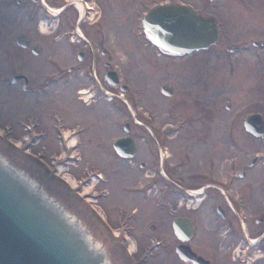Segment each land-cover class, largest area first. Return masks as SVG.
I'll use <instances>...</instances> for the list:
<instances>
[{
    "label": "flooded vegetation",
    "instance_id": "1",
    "mask_svg": "<svg viewBox=\"0 0 264 264\" xmlns=\"http://www.w3.org/2000/svg\"><path fill=\"white\" fill-rule=\"evenodd\" d=\"M18 1V26L22 36L28 40L9 47L7 40H0L5 69L0 72L2 94L6 100L7 95L16 97L15 103L2 101L6 119L11 114L9 110L16 109L12 113L16 115L18 131L13 129L11 134L34 136L36 144L46 145L58 138L57 126L60 133L68 130L65 144L74 138L78 143L70 153L81 154L89 165L90 174L114 178L113 187H120L125 207L121 204L115 222H121L125 216L132 217V213L137 211L138 214H142V210H145L143 214L147 213L150 204L169 213L171 232H161V227L153 223L149 226V236L144 233L139 238L140 247L143 244L149 247L151 242L158 240L155 243L157 246L150 249L160 250L161 264H172V260L175 264H195L190 251L202 257V262L223 264L225 260L226 264H231L232 260H237L233 256L237 249L241 264H252L250 260L255 253H258L256 264H264V149L260 147L261 152H255L256 157L250 159L252 153L245 151L247 140L235 135L241 122L238 118L214 120L215 105L211 102L213 98V102L217 103L215 97H221L225 100L224 110H232L234 100L229 97L231 92H226L231 87L229 81L248 74L243 69V63L248 60L232 55L238 54L236 52L241 49L245 50L241 55H252L248 49L260 48L255 44L264 41L259 29L261 25L255 20L260 12L264 13V4L261 6L263 10L257 7L262 0H91L95 7L92 16L88 15L84 3L74 0ZM178 4L191 6L199 17L213 18L218 25L220 34L215 45L207 51L180 59L182 63L185 59H192L194 72L192 76L182 73L180 77L183 83L196 85L201 83V77L205 80L206 76H217L212 89L209 87L212 81L205 82L206 92L211 91L210 111L213 115L208 129L212 125L223 124L221 129L225 130L227 140L224 156H216L221 146H214L205 136L200 137V132H195L198 136H186L191 122L181 123L179 130L174 131L164 130L165 127L159 128L151 120L141 119L136 111V102L122 105L120 88L106 82L108 74L116 71L120 75L121 72L120 35L115 26L119 28L120 24H125L131 41L136 45L137 18L146 16L156 7ZM6 6L10 7L9 4ZM37 16L57 17V25L51 32V56H43L46 48L41 46V37L35 28L38 20H32ZM3 32L0 27V35ZM132 54L133 51L128 52V55ZM127 59L132 62L133 58L128 56ZM250 59L256 63L251 62L254 64L251 76L260 78L256 70L264 65V53L260 57L252 55ZM181 69L184 70L183 65ZM123 72L125 75L132 74L133 68L125 67ZM133 75L144 77V73L135 72ZM251 89L256 92V97L245 105L246 110L250 106L260 112L264 109V97H258L262 88L255 84ZM105 92L111 95L110 103L102 100ZM194 102L193 108L200 107L199 98H195ZM220 110L218 117L223 115ZM57 112L61 115L59 121L56 119ZM7 121L14 123V118ZM182 132L183 135L177 136ZM206 132L210 134V131ZM122 135L128 139L119 144L118 152L114 148L115 142ZM133 144L135 153L131 149ZM199 144H210L212 151L216 152L209 154V170L202 173L185 169L183 158L191 162L190 154ZM55 151V146L49 148V153ZM93 156H97L98 160ZM132 176H140L144 181L140 182L139 177ZM128 183H131L130 186L124 189L123 184ZM153 188L155 192H160V200L149 198ZM200 191L203 193L201 203L191 206L184 194L191 196ZM131 206L138 209L131 210ZM200 209L208 211L212 223L210 227L206 224L200 226L194 215ZM136 220L130 223V232L134 237ZM255 241L256 244L248 246L249 242ZM245 244L247 249L242 250ZM222 250L225 252L222 253ZM147 260L144 258L137 264H146Z\"/></svg>",
    "mask_w": 264,
    "mask_h": 264
},
{
    "label": "rangeland",
    "instance_id": "2",
    "mask_svg": "<svg viewBox=\"0 0 264 264\" xmlns=\"http://www.w3.org/2000/svg\"><path fill=\"white\" fill-rule=\"evenodd\" d=\"M6 3H10L8 0H0V27L4 31L3 35H0V40H7L8 41V47L9 46H16L15 41L18 37V34L21 32V28H19L18 24L19 21V14L14 9H7ZM260 3V4H259ZM257 3V7L260 10H263L261 7L264 4V0ZM7 9V10H5ZM249 13V12H248ZM132 19V18H131ZM255 20L258 21L261 25V34L264 36V13L260 12L256 17ZM126 23H129V20L125 21ZM36 31L38 32L37 25L35 26ZM140 27H138L139 30ZM51 29V28H50ZM50 29H47V34L51 32ZM116 32L120 35V43H121V49L126 50V53H124L120 56L121 57V64L120 66L124 68L125 65H127V57L133 58V61L130 66H132L133 70L136 69L137 74H143L146 76L148 72L151 73V77L148 78H140L136 76H132L131 79L128 80L123 79L124 84H128L130 86V90L128 93L127 98L134 97L136 99V103L140 105V107H143L141 109L143 112L147 113L145 115L146 119L152 118L153 121L158 122V126H168L170 124H174L177 121H187L191 122V125L189 126L188 132L186 136H192L195 134V132H200V137L203 133H206V138H208V133L206 131H210L211 142L214 146H221V150H219L216 154V152L212 151L211 146L199 144L194 152V159L189 164L188 162L185 163V169L189 168L194 171H207L209 170V164H208V158L209 154L212 153L213 155L216 154V156H224L226 152V137H225V130L221 129V126L223 124L217 125L216 127L210 128V130H206L205 128L208 127L209 121L212 120L211 118V102L215 107L213 109L214 112V120H228L230 117L232 118L236 110H240L239 107L249 103L251 100H254L256 97V92H253L251 87L255 84L260 86L262 88L261 91L258 93V97L263 96L264 97V65L257 67L256 70L259 77L251 76V73L254 72L253 68V61H250L251 54H245V55H239L240 57H243L244 59L248 60L245 63H243V69L248 72V74L244 75L243 77L241 75L236 76L235 78L231 79L229 81V86H231L226 92L229 93V97H231L236 104H234L233 111H227L225 109V100H222L221 97H215V99L218 101L217 103L213 102V98L210 102V94L211 91L206 92V85L205 82L208 83L212 81L211 86L214 83V78H211L209 75L206 76L205 80L201 77V83L192 85L191 83H183L181 81V74H188L189 76H192L193 69H192V59H187L185 62L182 63V61H175V60H168L164 56L157 55L156 51H153L152 48H148L145 46V43L142 39L138 38L137 44H133L131 41L129 33H127V28L125 24L119 25V28L115 26ZM241 29V28H240ZM137 30V31H138ZM249 30V29H248ZM239 31V29L237 30ZM121 32V33H119ZM40 35V33L38 32ZM41 37V46L45 49L44 57L51 56L52 50L49 48L50 42H52L50 35L42 36ZM15 50V49H14ZM12 51V50H11ZM129 51H133V55H128ZM21 55H24L21 50H19ZM260 52H262L260 50ZM42 56V57H43ZM238 57V56H237ZM4 62V56L0 54V72L3 67ZM253 62V63H251ZM2 63V64H1ZM256 64V63H255ZM181 65L184 66V70L181 69ZM5 70V69H4ZM146 73V74H145ZM209 77V78H207ZM172 82L174 85L175 93L172 97H166L161 94L160 92V86L164 84L165 82ZM242 85V87H241ZM212 89V88H211ZM3 86L0 82V104L2 103L3 99L5 102L9 100V102L15 103L16 97L13 95H7L8 98L6 100V97L2 94ZM194 93V94H193ZM193 94V95H192ZM6 95V94H5ZM231 95V96H230ZM197 96V97H196ZM199 98L200 99V107L193 109V106L195 105L194 99ZM261 99V98H260ZM220 108L222 110H220ZM1 109V107H0ZM219 110L223 111V115L221 117L219 116ZM256 109L253 107H249L248 113L251 111H255ZM205 111L206 113H204ZM264 115V109L261 110ZM11 114L8 115V118L6 119L5 115H3V120L7 121L9 119H12L15 117V113L13 109L9 110ZM242 112V111H241ZM1 115L3 114L2 110H0ZM210 113V114H208ZM213 116V115H212ZM245 114L241 116V119H243ZM2 120V117H1ZM197 121H201L199 124ZM197 123V124H196ZM205 127V128H203ZM203 129V133H202ZM187 131V130H186ZM238 137L244 138L247 140V146L245 148L246 153H255L256 151L260 150L259 140H256L253 136L245 133L240 129H236ZM187 133V132H186ZM183 135V132L179 134L178 136ZM195 136H198V134H195ZM212 137V138H211ZM57 143V142H56ZM55 143V144H56ZM57 146V145H55ZM210 150V151H209ZM230 150V149H229ZM228 150V151H229ZM232 151L234 149L231 148ZM227 151V153H228ZM108 158H111L110 155L107 156ZM93 159L98 160L97 156H93ZM73 173H76L77 176L82 174L81 166L79 167H71L70 168ZM259 169V168H258ZM64 174L70 177V173L68 170L63 171ZM189 174V173H188ZM132 177H139L138 181H144V178H141L140 176H132ZM131 183L123 184V188L126 189L128 186H130ZM134 185V184H132ZM94 188V187H93ZM101 185H97L96 189H100ZM112 194V199L115 198L116 202L119 203V205L112 206L110 200H100L99 205L103 212L106 214V216L110 219L111 222H115V216L118 212V209L121 207H118L122 204L121 195L123 194L119 186H114ZM154 196V195H153ZM139 198V197H137ZM154 200H159L160 198L158 196L153 197ZM140 200V199H137ZM126 205V204H125ZM137 205V204H135ZM123 208L125 207L122 204ZM117 207V208H115ZM115 208V209H114ZM134 208H138L136 206L132 207L131 210ZM144 208H146L144 206ZM143 212L145 210H142ZM147 213L142 212L140 214L139 219L136 220V227L137 230L135 232L136 241H139V238L143 236V234H147L149 236V226L153 223L157 224V226L161 227L160 231L166 233V230L171 232L169 228V220L171 218V215L167 212H162L161 210H157L153 207L152 204L146 209ZM148 215V216H147ZM194 215L197 217L198 221L200 222V226L203 227V225L206 224L207 227L211 226V219H209L210 215L208 211L200 209L199 212L194 213ZM171 236V234H170ZM134 239L132 240V244L135 245L136 242ZM133 248V247H132ZM237 248V247H235ZM225 251L222 250V253ZM238 249L233 252V256L238 258ZM230 254L229 252L227 253ZM162 256H158L156 260H154L153 264H158L159 261H161ZM257 262V261H256ZM253 263V264H256ZM223 264H226L225 260L222 261ZM230 264V262H227ZM172 264H175L172 260ZM231 264H238L236 260H232Z\"/></svg>",
    "mask_w": 264,
    "mask_h": 264
},
{
    "label": "water",
    "instance_id": "3",
    "mask_svg": "<svg viewBox=\"0 0 264 264\" xmlns=\"http://www.w3.org/2000/svg\"><path fill=\"white\" fill-rule=\"evenodd\" d=\"M155 17L150 35L194 33L187 20L152 28ZM0 264L115 263L82 219L0 150Z\"/></svg>",
    "mask_w": 264,
    "mask_h": 264
}]
</instances>
